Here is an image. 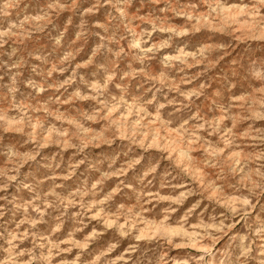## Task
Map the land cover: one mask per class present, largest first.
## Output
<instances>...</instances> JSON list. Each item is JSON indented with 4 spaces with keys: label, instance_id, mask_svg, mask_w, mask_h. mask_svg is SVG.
I'll use <instances>...</instances> for the list:
<instances>
[{
    "label": "clouds",
    "instance_id": "clouds-1",
    "mask_svg": "<svg viewBox=\"0 0 264 264\" xmlns=\"http://www.w3.org/2000/svg\"><path fill=\"white\" fill-rule=\"evenodd\" d=\"M0 264H264V0H0Z\"/></svg>",
    "mask_w": 264,
    "mask_h": 264
}]
</instances>
